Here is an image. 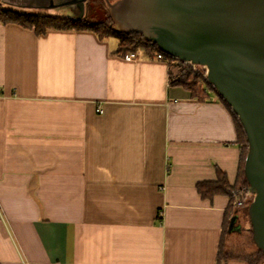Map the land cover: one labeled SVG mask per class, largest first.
I'll return each mask as SVG.
<instances>
[{
	"label": "crops",
	"instance_id": "0c3cea01",
	"mask_svg": "<svg viewBox=\"0 0 264 264\" xmlns=\"http://www.w3.org/2000/svg\"><path fill=\"white\" fill-rule=\"evenodd\" d=\"M74 1L0 4L73 18ZM112 38L0 24V264H219L230 198L197 185L236 184L233 115Z\"/></svg>",
	"mask_w": 264,
	"mask_h": 264
},
{
	"label": "water",
	"instance_id": "95a60500",
	"mask_svg": "<svg viewBox=\"0 0 264 264\" xmlns=\"http://www.w3.org/2000/svg\"><path fill=\"white\" fill-rule=\"evenodd\" d=\"M88 0H75L78 20ZM120 33H136L160 51L205 71L247 138L244 177L252 198L249 228L232 216L228 233L248 231L264 254V0H104Z\"/></svg>",
	"mask_w": 264,
	"mask_h": 264
},
{
	"label": "trees",
	"instance_id": "16d2710c",
	"mask_svg": "<svg viewBox=\"0 0 264 264\" xmlns=\"http://www.w3.org/2000/svg\"><path fill=\"white\" fill-rule=\"evenodd\" d=\"M0 24L2 25H18L25 29L33 30L36 35H42L48 31H75V32H92L98 36L100 40L108 38H116L118 40L117 54L124 56L127 53L143 52L148 57L154 58V52H161L165 59L170 62L177 61L183 65L184 69L178 75L175 83L181 85L186 90L190 91L193 98L204 100L207 97V90L211 89L216 93L219 99L228 107L233 115L238 144L242 149V160L238 180L234 186H231L224 174L219 173L217 181L203 182L197 185V189L203 198H213L216 195H227L229 197H237L239 192L248 187L244 177V164L248 151V143L245 132L238 120V118L231 111L230 107L225 101L217 94L215 89L208 83L205 77H198L192 66L186 65L175 58H172L154 45L151 47L142 35L131 33H120L113 29V21L108 11L105 8L104 0H88L85 4V15L82 19H73L65 17H57L38 12H21L14 9L4 8L0 4ZM244 205L245 215L246 206ZM227 224V223H226ZM230 222L227 224L229 226ZM252 258V257H251ZM246 259L249 264H260L264 261V254L257 250L254 258Z\"/></svg>",
	"mask_w": 264,
	"mask_h": 264
},
{
	"label": "rangeland",
	"instance_id": "374dc122",
	"mask_svg": "<svg viewBox=\"0 0 264 264\" xmlns=\"http://www.w3.org/2000/svg\"><path fill=\"white\" fill-rule=\"evenodd\" d=\"M68 18V17H65ZM78 15L73 16V19H77ZM115 38H112L114 40ZM173 78L176 80L178 79V75H180L181 71L184 69L183 65H181L177 61H173ZM188 66H191L189 64H186ZM194 73L198 77H205V71L202 68L199 67H193ZM241 192V191H240ZM239 192V194H241ZM230 198V204H229V211H228V220L227 224L229 223L230 218L232 216L237 215L239 217L238 220V225L242 226L243 228H249V223L248 219L245 215V210L244 207L237 209L235 206V198L234 197H229ZM226 224L225 227V236H224V242L223 246L221 248L220 252V259H219V264H226L227 261L232 260V259H243L247 261L246 259L248 258H254L255 253L257 252V248L255 247L251 233L248 231L240 232V234L237 233H232L228 234L227 228L228 225ZM251 258V259H252ZM260 264H264V261L261 262Z\"/></svg>",
	"mask_w": 264,
	"mask_h": 264
},
{
	"label": "built area",
	"instance_id": "2783aa9c",
	"mask_svg": "<svg viewBox=\"0 0 264 264\" xmlns=\"http://www.w3.org/2000/svg\"><path fill=\"white\" fill-rule=\"evenodd\" d=\"M151 47L154 46V44L150 43ZM124 60L127 61H131V60H135L137 58V53H127L122 57ZM154 59L156 60H165L164 55L161 52L155 51L154 52ZM99 112H102L101 110H98ZM241 194H239L236 198H235V206L237 209H240L242 207H244V205L249 202L252 198V194L250 191V187H246L244 189L241 190L240 192Z\"/></svg>",
	"mask_w": 264,
	"mask_h": 264
}]
</instances>
